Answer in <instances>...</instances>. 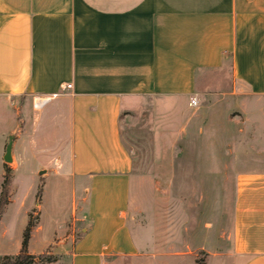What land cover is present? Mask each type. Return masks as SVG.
Instances as JSON below:
<instances>
[{"label": "crops", "instance_id": "1", "mask_svg": "<svg viewBox=\"0 0 264 264\" xmlns=\"http://www.w3.org/2000/svg\"><path fill=\"white\" fill-rule=\"evenodd\" d=\"M225 67L264 102V0H0V107L23 98L30 113L9 164L0 132V179L10 165L15 180L44 186L29 253L49 251L52 264L138 257L142 246L128 219L135 164L123 116L145 100L185 111L199 76ZM39 159H54L56 168ZM51 173L69 179L71 202L42 239ZM9 209L20 205L9 199L0 218L1 257L17 256L22 245L4 244ZM230 216L231 264H264V172L239 180Z\"/></svg>", "mask_w": 264, "mask_h": 264}, {"label": "rangeland", "instance_id": "2", "mask_svg": "<svg viewBox=\"0 0 264 264\" xmlns=\"http://www.w3.org/2000/svg\"><path fill=\"white\" fill-rule=\"evenodd\" d=\"M196 89L197 107L187 100L180 112L176 103L145 100L123 116V137L135 164L128 219L142 248L138 257L118 264H231L230 209L237 183L264 172V102L241 88L229 67L202 73ZM26 102L19 98L0 107V132L7 134V142L30 122V113L23 110ZM38 161L52 172L56 168L54 159ZM13 174L7 165L0 196L7 177L9 199L20 209L6 214L10 238L4 244L15 247L28 224L24 209L35 224L33 231L41 220L44 186L33 190L31 182L23 184ZM49 182L55 185L46 196L42 239L52 232L54 218L68 214L71 202L69 179L51 173ZM220 254L227 256L226 263Z\"/></svg>", "mask_w": 264, "mask_h": 264}, {"label": "trees", "instance_id": "3", "mask_svg": "<svg viewBox=\"0 0 264 264\" xmlns=\"http://www.w3.org/2000/svg\"><path fill=\"white\" fill-rule=\"evenodd\" d=\"M9 179L6 177L0 196V218L9 202L8 196ZM35 224L32 217L29 218L28 225L23 232V240L20 253L17 256H0V264H52L55 261L53 255L44 254L40 256L31 255L28 250L31 234Z\"/></svg>", "mask_w": 264, "mask_h": 264}, {"label": "built area", "instance_id": "4", "mask_svg": "<svg viewBox=\"0 0 264 264\" xmlns=\"http://www.w3.org/2000/svg\"><path fill=\"white\" fill-rule=\"evenodd\" d=\"M71 85L66 86V89H71ZM59 94H53L52 96L46 97V98H41L38 101L35 102V107H38L40 105H42L44 102L54 99L56 97H58ZM189 106L194 108L198 106V99L196 97L191 98L190 102H189Z\"/></svg>", "mask_w": 264, "mask_h": 264}, {"label": "water", "instance_id": "5", "mask_svg": "<svg viewBox=\"0 0 264 264\" xmlns=\"http://www.w3.org/2000/svg\"><path fill=\"white\" fill-rule=\"evenodd\" d=\"M13 142H14V137H10L9 142L6 146V152H5V158L4 160L7 163H11L12 162V147H13Z\"/></svg>", "mask_w": 264, "mask_h": 264}]
</instances>
